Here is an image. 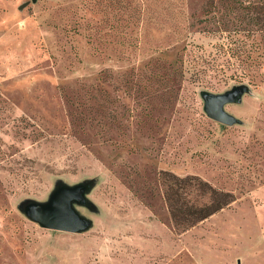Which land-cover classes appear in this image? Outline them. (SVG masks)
I'll list each match as a JSON object with an SVG mask.
<instances>
[{
	"label": "rangeland",
	"instance_id": "1",
	"mask_svg": "<svg viewBox=\"0 0 264 264\" xmlns=\"http://www.w3.org/2000/svg\"><path fill=\"white\" fill-rule=\"evenodd\" d=\"M165 171L234 201L177 230ZM78 185L87 230L23 213ZM0 264H264V0H0Z\"/></svg>",
	"mask_w": 264,
	"mask_h": 264
},
{
	"label": "water",
	"instance_id": "2",
	"mask_svg": "<svg viewBox=\"0 0 264 264\" xmlns=\"http://www.w3.org/2000/svg\"><path fill=\"white\" fill-rule=\"evenodd\" d=\"M238 92H229L223 95H205L206 115L225 126H232L236 120L227 115L223 107L229 103L239 101ZM86 185L74 187H58L45 204L28 203L23 206V213L31 221L44 229L78 233L87 230L90 223L81 218L74 210L73 203L85 204Z\"/></svg>",
	"mask_w": 264,
	"mask_h": 264
},
{
	"label": "trees",
	"instance_id": "3",
	"mask_svg": "<svg viewBox=\"0 0 264 264\" xmlns=\"http://www.w3.org/2000/svg\"><path fill=\"white\" fill-rule=\"evenodd\" d=\"M161 178L166 186L164 198L172 224L180 231L196 226L234 201L231 193L214 188L198 176L180 177L165 171Z\"/></svg>",
	"mask_w": 264,
	"mask_h": 264
}]
</instances>
